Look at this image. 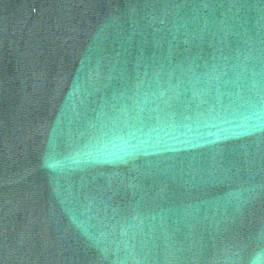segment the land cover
<instances>
[{"label": "water", "instance_id": "95a60500", "mask_svg": "<svg viewBox=\"0 0 264 264\" xmlns=\"http://www.w3.org/2000/svg\"><path fill=\"white\" fill-rule=\"evenodd\" d=\"M0 264H264V0H0Z\"/></svg>", "mask_w": 264, "mask_h": 264}]
</instances>
